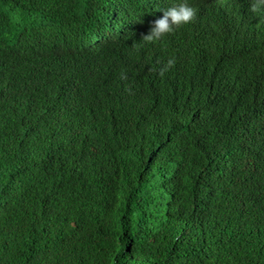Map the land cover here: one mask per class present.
Wrapping results in <instances>:
<instances>
[{"label":"trees","instance_id":"1","mask_svg":"<svg viewBox=\"0 0 264 264\" xmlns=\"http://www.w3.org/2000/svg\"><path fill=\"white\" fill-rule=\"evenodd\" d=\"M198 1L0 0V264H264V15Z\"/></svg>","mask_w":264,"mask_h":264},{"label":"clouds","instance_id":"2","mask_svg":"<svg viewBox=\"0 0 264 264\" xmlns=\"http://www.w3.org/2000/svg\"><path fill=\"white\" fill-rule=\"evenodd\" d=\"M208 6L207 0L198 1V9L202 7L206 9ZM251 10L253 13L264 15V0H254ZM199 11V10H198ZM197 17V9L192 7L187 0H178L168 8L161 18L153 22L149 33L143 37L140 43L141 46L145 44H154L161 41L168 34L173 33L177 28L192 23ZM175 66V59L169 58L161 69V75L164 72L171 70ZM121 78L127 80V72H123Z\"/></svg>","mask_w":264,"mask_h":264}]
</instances>
